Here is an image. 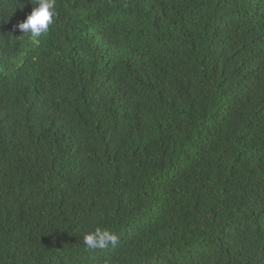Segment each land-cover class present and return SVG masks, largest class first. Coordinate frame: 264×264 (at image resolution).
I'll return each instance as SVG.
<instances>
[{"label": "trees", "instance_id": "trees-1", "mask_svg": "<svg viewBox=\"0 0 264 264\" xmlns=\"http://www.w3.org/2000/svg\"><path fill=\"white\" fill-rule=\"evenodd\" d=\"M58 1L0 0V264H264V0Z\"/></svg>", "mask_w": 264, "mask_h": 264}, {"label": "clouds", "instance_id": "clouds-1", "mask_svg": "<svg viewBox=\"0 0 264 264\" xmlns=\"http://www.w3.org/2000/svg\"><path fill=\"white\" fill-rule=\"evenodd\" d=\"M68 0H59L57 6L67 3ZM56 0H29L27 7L18 14L26 17L22 22H15L13 30L18 29L27 35L33 44L39 43V38L49 31L51 25L56 21L55 16ZM58 9V8H57ZM60 10H58L59 12ZM19 16L18 21H19ZM56 24V23H55ZM117 237L106 229L97 228L83 237V244L89 250L103 249L109 243L115 244Z\"/></svg>", "mask_w": 264, "mask_h": 264}, {"label": "rangeland", "instance_id": "rangeland-1", "mask_svg": "<svg viewBox=\"0 0 264 264\" xmlns=\"http://www.w3.org/2000/svg\"><path fill=\"white\" fill-rule=\"evenodd\" d=\"M149 41H150V42H152V39H151V37H150Z\"/></svg>", "mask_w": 264, "mask_h": 264}]
</instances>
